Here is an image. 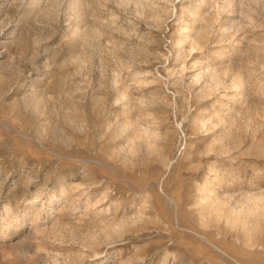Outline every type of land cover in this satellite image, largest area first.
Masks as SVG:
<instances>
[{"label": "rangeland", "instance_id": "rangeland-1", "mask_svg": "<svg viewBox=\"0 0 264 264\" xmlns=\"http://www.w3.org/2000/svg\"><path fill=\"white\" fill-rule=\"evenodd\" d=\"M195 1L0 0V264H264V0Z\"/></svg>", "mask_w": 264, "mask_h": 264}, {"label": "bare ground", "instance_id": "bare-ground-1", "mask_svg": "<svg viewBox=\"0 0 264 264\" xmlns=\"http://www.w3.org/2000/svg\"><path fill=\"white\" fill-rule=\"evenodd\" d=\"M255 3L260 4L258 0H253ZM263 1V0H262ZM253 3V2H252ZM254 3V4H255ZM263 3V2H262ZM242 3H238V5ZM194 5V6H193ZM191 4L190 7H182V16L180 17V20L182 21L181 24V31H182V35L180 40L177 42V46L178 47H183L185 44H189L190 50L194 51V50H202L205 47V43L206 40L208 39V32L206 34H203V32H199V29L202 28V31H207L208 28H210L209 25L207 26H202L199 27V24L203 22V16H201V13L199 11V0H196L194 2V4ZM230 5H235L233 0L228 1L226 4L222 5L221 7L218 8V10L221 12H225L224 10L229 6L231 9ZM237 6V5H235ZM258 6V5H257ZM264 5L262 4V7ZM229 9V8H227ZM229 9V10H230ZM236 7L232 6V9L230 11H232L233 13L236 12ZM229 11V12H230ZM235 11V12H234ZM220 12H218V14H220ZM188 14V15H187ZM188 17L190 19L189 20H185L184 17ZM234 19H232L229 23H221L219 25L218 28V32L222 33V36L225 34V32H229L230 29L234 28L233 26H235V23L237 22H233ZM180 25V24H179ZM238 28V27H236ZM196 29L197 33L196 34H192V31ZM238 30V29H237ZM205 33V32H204ZM225 36V35H224ZM207 45V44H206ZM180 49V48H179ZM240 50V49H239ZM238 50V51H239ZM236 51V49H235ZM242 53V52H241ZM249 68V67H248ZM230 69V68H229ZM255 70V69H254ZM247 71L249 72L250 69H247ZM251 72V71H250ZM227 69H222V70H218L212 66H208L207 67V72H204L203 75H206L208 78H210L211 81H214L213 83L215 85H219L221 82V77L224 75H227ZM202 77V75H197L196 79H200ZM248 78L246 76V73H244L243 71H239L236 73V75L234 76V78H232V82H231V86L232 88H235L236 90L239 91L238 94H236V96L238 97L237 100L234 102H238L244 95L245 92L244 89L246 87V85L248 84ZM209 81V80H208ZM207 81V82H208ZM237 91V92H238ZM234 96V97H236ZM141 132V131H140ZM142 132H144V130H142ZM142 132L139 133L138 138H141ZM138 133V132H137ZM146 133V132H144ZM149 137V136H148ZM145 138V136H144ZM137 139V137H136ZM138 140V139H137ZM208 191V190H207ZM207 194V193H206ZM211 194H213L212 192L208 191V194L206 197H210ZM205 197V198H206ZM208 199V198H207ZM210 199V198H209ZM245 199V203L243 205H245V209L244 211L247 213H249V209H251V207H255L257 209H261L264 208V195L263 194H259V195H246L244 196ZM206 200V199H205ZM211 200V199H210ZM209 201V200H208ZM242 205V204H241ZM243 208V207H242ZM7 210V209H6ZM256 211V209H255ZM254 211V212H255ZM259 211V210H258ZM251 213V212H250ZM228 222L232 223V225H234L236 223V220L234 219V217L232 218L230 215L227 217ZM238 220V219H237ZM245 221V219H244ZM240 223V222H239ZM248 225V223H247ZM246 229V226H244Z\"/></svg>", "mask_w": 264, "mask_h": 264}]
</instances>
